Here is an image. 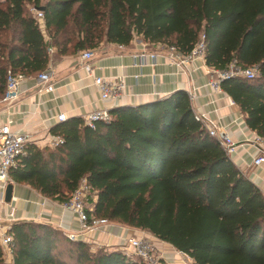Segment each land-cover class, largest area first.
<instances>
[{"label": "trees", "instance_id": "1", "mask_svg": "<svg viewBox=\"0 0 264 264\" xmlns=\"http://www.w3.org/2000/svg\"><path fill=\"white\" fill-rule=\"evenodd\" d=\"M202 36L210 69H257L221 88L264 141V0H0V97L9 73L44 72L51 49L60 59L140 38L188 54ZM110 115L94 129L83 118L59 123L51 133L63 143L28 145L11 179L59 203L86 181L90 217L148 232L194 264H264V194L209 134L186 91ZM8 234L13 264H145L49 224L14 223Z\"/></svg>", "mask_w": 264, "mask_h": 264}, {"label": "crops", "instance_id": "2", "mask_svg": "<svg viewBox=\"0 0 264 264\" xmlns=\"http://www.w3.org/2000/svg\"><path fill=\"white\" fill-rule=\"evenodd\" d=\"M95 52V76L111 81L125 79L126 96L120 102H101L93 78L88 77L80 67V53L56 59L54 51L48 66L53 72L54 92H40L38 76L26 77L20 82L12 102H5L0 97V128L9 123L14 131L31 135L29 145H36L40 149L54 148L55 136L51 130L61 123L57 119L60 114H65L68 119L83 118L105 107L112 110L140 106L182 90L190 95L197 116L205 117L218 129L227 130L236 143V154L232 160L264 194V165H254V159L259 154L258 147L248 142L257 134L248 128L240 109L231 104L232 99L227 94L211 93L208 82L212 74L206 64L198 62L188 70L180 71L166 62L156 46H149L140 38L129 47L104 44ZM154 53L159 54L155 60L144 57ZM9 187L5 191L0 188L2 231L19 222L49 224L66 235L81 231L78 218L64 211L61 203L47 199L29 185L13 179ZM9 192L11 201H7ZM12 209L16 214L14 221L8 218ZM141 234V231L111 224L99 232L87 234L84 241L93 248L113 251L122 249L126 239ZM4 261L5 264H13V257L6 255Z\"/></svg>", "mask_w": 264, "mask_h": 264}, {"label": "built area", "instance_id": "3", "mask_svg": "<svg viewBox=\"0 0 264 264\" xmlns=\"http://www.w3.org/2000/svg\"><path fill=\"white\" fill-rule=\"evenodd\" d=\"M35 15L38 19H43L41 12L35 11ZM205 36L201 37L197 46L188 54L181 52L177 47H164L163 45H156L159 53L165 58L166 62L178 68L180 71L188 70L192 64L205 62L206 43ZM53 49L49 50V54H54ZM159 54H150L152 60H155ZM96 59L95 51H84L80 53V67L88 77L93 78L94 85L98 89L100 94V100L104 104L113 103L117 104L126 96L127 85L124 78H117L113 81L106 80L103 77L94 75L93 62ZM212 78L208 82V88L213 94H223L224 91L221 88L222 81L231 77H246L253 79L257 76V69H242L236 64H232L231 68L227 72H219L211 69ZM25 76H14L9 73L7 79V94L4 97L5 102H12L16 96L18 86ZM53 72L51 69H47L38 75V85L40 86V92H54L55 86L52 84ZM231 104L235 106V103L231 101ZM202 120L207 127L209 134L217 139L221 145L225 148L229 156L232 158L236 154V143L227 133L226 129H218L213 124L209 123L205 117L197 116ZM59 122H65L68 120L65 114L58 116ZM84 121L91 127L95 128L98 121H109L111 119L110 110L103 108L94 111L83 117ZM31 135L25 132L14 131L11 125L5 124L0 128V188L6 190L12 183L10 174L12 171L18 170L21 166L22 157L26 153L27 146L31 143ZM248 142L254 143L258 147V157L254 159V165L261 167L264 165V141L258 135L254 138L248 139ZM63 143V139L55 137V142L52 146L55 148ZM91 190L86 181H83L80 187L71 195L67 202L61 203V207L64 211L74 214L80 223L81 231L78 233L67 234L69 240L73 242L84 241V237L90 233H96L102 229L109 227L111 223L106 219L92 218L88 214V206ZM15 210L12 209L8 213L10 221L16 219ZM0 227V244L2 246L4 257L12 256V244L13 238L8 234L10 227L7 230L2 231ZM122 249L130 256L141 259L145 264H167L163 263V257L160 256L158 248L145 238L131 237L125 240V244Z\"/></svg>", "mask_w": 264, "mask_h": 264}, {"label": "rangeland", "instance_id": "4", "mask_svg": "<svg viewBox=\"0 0 264 264\" xmlns=\"http://www.w3.org/2000/svg\"><path fill=\"white\" fill-rule=\"evenodd\" d=\"M141 232H142V234L139 235L138 238H145L147 240H150L158 248L160 256H162L164 258L163 263H167V264H194V261L191 260L188 256L178 252L177 250H175L170 245L159 241L158 239H156L154 236H152L148 232H143V231H141ZM94 249H97V248H94ZM119 250L126 253V251L123 249H119Z\"/></svg>", "mask_w": 264, "mask_h": 264}, {"label": "water", "instance_id": "5", "mask_svg": "<svg viewBox=\"0 0 264 264\" xmlns=\"http://www.w3.org/2000/svg\"><path fill=\"white\" fill-rule=\"evenodd\" d=\"M44 10H45V8H40V9H39V12H43ZM10 189H11V187L8 188V190H10ZM11 198H12V197H11V194H10V192H9V194L7 195V201H11Z\"/></svg>", "mask_w": 264, "mask_h": 264}]
</instances>
